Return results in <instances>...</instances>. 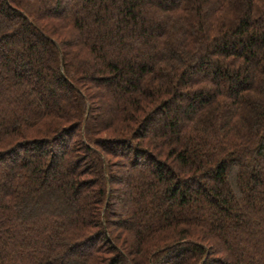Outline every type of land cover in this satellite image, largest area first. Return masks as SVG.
Masks as SVG:
<instances>
[{"label":"trees","instance_id":"1","mask_svg":"<svg viewBox=\"0 0 264 264\" xmlns=\"http://www.w3.org/2000/svg\"><path fill=\"white\" fill-rule=\"evenodd\" d=\"M0 264H264V0H0Z\"/></svg>","mask_w":264,"mask_h":264},{"label":"rangeland","instance_id":"2","mask_svg":"<svg viewBox=\"0 0 264 264\" xmlns=\"http://www.w3.org/2000/svg\"><path fill=\"white\" fill-rule=\"evenodd\" d=\"M19 36H21V34ZM110 201L113 203V206H115L117 204L116 199H111Z\"/></svg>","mask_w":264,"mask_h":264}]
</instances>
